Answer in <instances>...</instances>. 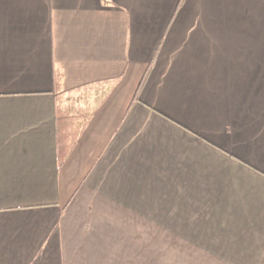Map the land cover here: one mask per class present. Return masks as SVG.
<instances>
[{"label": "crops", "instance_id": "obj_1", "mask_svg": "<svg viewBox=\"0 0 264 264\" xmlns=\"http://www.w3.org/2000/svg\"><path fill=\"white\" fill-rule=\"evenodd\" d=\"M0 264H264V0H0Z\"/></svg>", "mask_w": 264, "mask_h": 264}, {"label": "trees", "instance_id": "obj_2", "mask_svg": "<svg viewBox=\"0 0 264 264\" xmlns=\"http://www.w3.org/2000/svg\"><path fill=\"white\" fill-rule=\"evenodd\" d=\"M63 75L56 72L54 75L55 91H62ZM57 140L59 149V163H62L75 147L81 131L87 122L88 114L74 113L65 107L64 97L58 96L57 104Z\"/></svg>", "mask_w": 264, "mask_h": 264}]
</instances>
